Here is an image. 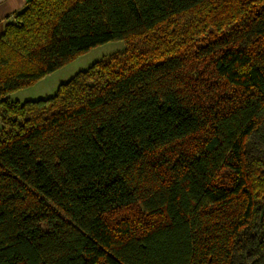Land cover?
Here are the masks:
<instances>
[{
	"label": "trees",
	"instance_id": "obj_1",
	"mask_svg": "<svg viewBox=\"0 0 264 264\" xmlns=\"http://www.w3.org/2000/svg\"><path fill=\"white\" fill-rule=\"evenodd\" d=\"M0 122V264H264V0H29Z\"/></svg>",
	"mask_w": 264,
	"mask_h": 264
},
{
	"label": "rangeland",
	"instance_id": "obj_2",
	"mask_svg": "<svg viewBox=\"0 0 264 264\" xmlns=\"http://www.w3.org/2000/svg\"><path fill=\"white\" fill-rule=\"evenodd\" d=\"M125 48L126 43L123 40H114L97 45L79 54L76 58L67 62L39 81L11 92L9 96L19 101L49 97L57 91L61 83L71 79L77 72L86 70L94 62L112 53L121 52L125 50ZM1 126L2 123L0 122V128Z\"/></svg>",
	"mask_w": 264,
	"mask_h": 264
},
{
	"label": "crops",
	"instance_id": "obj_3",
	"mask_svg": "<svg viewBox=\"0 0 264 264\" xmlns=\"http://www.w3.org/2000/svg\"><path fill=\"white\" fill-rule=\"evenodd\" d=\"M29 0H0V32L3 31L9 17L22 11Z\"/></svg>",
	"mask_w": 264,
	"mask_h": 264
}]
</instances>
